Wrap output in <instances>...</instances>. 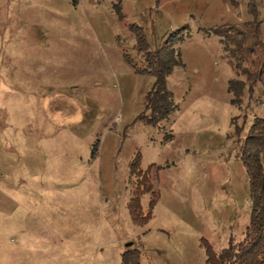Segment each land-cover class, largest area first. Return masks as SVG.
<instances>
[{
  "label": "rangeland",
  "instance_id": "374dc122",
  "mask_svg": "<svg viewBox=\"0 0 264 264\" xmlns=\"http://www.w3.org/2000/svg\"><path fill=\"white\" fill-rule=\"evenodd\" d=\"M116 3L0 0V264H123L131 242L141 264H205L202 239L219 250L211 234L250 219L240 147L264 118V71L240 107L222 96L187 116L177 97L168 118L145 124L137 118L154 78L125 58L143 63ZM137 152L143 170L153 166L144 215L156 197L139 224L128 208Z\"/></svg>",
  "mask_w": 264,
  "mask_h": 264
},
{
  "label": "trees",
  "instance_id": "16d2710c",
  "mask_svg": "<svg viewBox=\"0 0 264 264\" xmlns=\"http://www.w3.org/2000/svg\"><path fill=\"white\" fill-rule=\"evenodd\" d=\"M115 9L119 18L124 20L126 14L121 0H117ZM250 12L257 17L255 0H250ZM130 28L136 37L135 49L142 55L143 63L141 66L134 64L127 54H124L125 58L134 65L136 72L154 78L153 85L146 94L145 108L137 120L145 124L157 125L178 108L168 81L174 69L182 64L177 46L189 36L190 27L185 26L171 32L155 49L151 48L143 27L132 23ZM209 31L222 37L226 55L237 72L238 77L230 80L229 92L233 94L232 104L240 107L244 103V96L248 94V99L253 98L264 71V39L261 22L255 18L239 26H215ZM240 119L242 115L233 118L238 133L245 124L242 122L243 125L240 126ZM169 138L171 136L166 135L165 140ZM97 148V146L93 148L94 154L97 153ZM240 158L250 178V223L241 240L231 235L226 246L219 250L202 239L201 244L207 256L206 264H264V118L254 117L246 139L240 147ZM141 160L142 155L137 152L130 163L131 174H136L137 177L135 183L137 186L133 189L128 203L130 215L138 224L151 218L152 208L156 203V197H152L147 215L143 214L141 197L153 191L150 176L153 166L143 170ZM122 258L123 264H141L138 249H128L123 253Z\"/></svg>",
  "mask_w": 264,
  "mask_h": 264
},
{
  "label": "crops",
  "instance_id": "0c3cea01",
  "mask_svg": "<svg viewBox=\"0 0 264 264\" xmlns=\"http://www.w3.org/2000/svg\"><path fill=\"white\" fill-rule=\"evenodd\" d=\"M255 3L257 17L250 12V0H124V12L128 21L145 29L152 49L163 43L171 33V28H175L173 24H185V27L189 26L187 22L192 26L196 23L194 29L190 28L189 36L177 46L182 64L174 69L168 81L174 98L179 97L182 102L181 109L188 110L187 116L196 106L215 109V106L220 105L222 96L232 104L233 94L229 92V84L231 79L236 78V72L226 55L222 37L209 29L215 26H239L257 18L261 22L264 39V0H255ZM146 9H154L155 14L148 13ZM148 27H152L153 42ZM156 27L166 29L157 33ZM218 57L223 62L222 68H216L214 65L213 60ZM211 115L215 116L213 110ZM240 169L243 174V171L247 173L244 166ZM244 193L247 196L246 192ZM250 219L246 216L239 217L234 224L230 222L231 225L225 230L213 232L212 244L223 248L231 235L241 240ZM128 247L120 253L121 256Z\"/></svg>",
  "mask_w": 264,
  "mask_h": 264
},
{
  "label": "water",
  "instance_id": "95a60500",
  "mask_svg": "<svg viewBox=\"0 0 264 264\" xmlns=\"http://www.w3.org/2000/svg\"><path fill=\"white\" fill-rule=\"evenodd\" d=\"M131 245H133V243H132V242L127 244V246H131Z\"/></svg>",
  "mask_w": 264,
  "mask_h": 264
}]
</instances>
